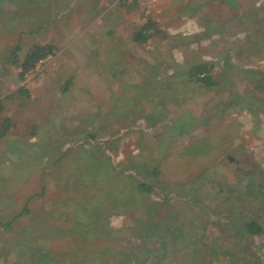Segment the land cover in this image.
<instances>
[{
    "label": "rangeland",
    "instance_id": "rangeland-1",
    "mask_svg": "<svg viewBox=\"0 0 264 264\" xmlns=\"http://www.w3.org/2000/svg\"><path fill=\"white\" fill-rule=\"evenodd\" d=\"M0 102V264H264V0H0Z\"/></svg>",
    "mask_w": 264,
    "mask_h": 264
},
{
    "label": "trees",
    "instance_id": "trees-1",
    "mask_svg": "<svg viewBox=\"0 0 264 264\" xmlns=\"http://www.w3.org/2000/svg\"><path fill=\"white\" fill-rule=\"evenodd\" d=\"M148 28V24L144 25L141 30L138 32L136 39L145 38L146 37V29ZM52 52V48L45 45H35L30 51L26 54L22 64H21V72L24 73L29 69L33 68L35 64L44 58L47 54ZM190 76L195 78L196 81L202 82L206 86L214 85L215 83L212 81L211 77L208 74V68L206 65L200 64L196 67L190 69ZM1 108V102H0ZM136 190L139 192H151L152 186L149 182H141L137 185ZM245 230L251 234L256 235L263 231L262 223L258 222V220L254 218L247 219L244 222Z\"/></svg>",
    "mask_w": 264,
    "mask_h": 264
}]
</instances>
